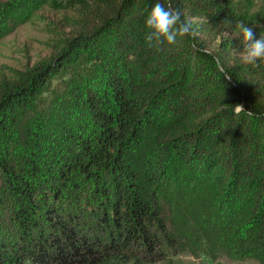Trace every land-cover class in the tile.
Wrapping results in <instances>:
<instances>
[{"label":"trees","instance_id":"trees-1","mask_svg":"<svg viewBox=\"0 0 264 264\" xmlns=\"http://www.w3.org/2000/svg\"><path fill=\"white\" fill-rule=\"evenodd\" d=\"M45 1L66 29L0 72V264H264V60L235 28L264 35V0H172L193 33L159 48L155 0Z\"/></svg>","mask_w":264,"mask_h":264},{"label":"rangeland","instance_id":"rangeland-1","mask_svg":"<svg viewBox=\"0 0 264 264\" xmlns=\"http://www.w3.org/2000/svg\"><path fill=\"white\" fill-rule=\"evenodd\" d=\"M5 2L7 0H0ZM51 5V2L26 1V7L11 8L3 23L10 32L0 37V72L7 75L45 56L57 26L66 29V20L75 13V6ZM83 65L86 63L81 62ZM194 264H255L252 259L231 260L223 254L212 258L205 252L178 255Z\"/></svg>","mask_w":264,"mask_h":264},{"label":"clouds","instance_id":"clouds-1","mask_svg":"<svg viewBox=\"0 0 264 264\" xmlns=\"http://www.w3.org/2000/svg\"><path fill=\"white\" fill-rule=\"evenodd\" d=\"M230 24V21H225ZM145 41L149 47L159 48L163 44L174 45L178 38L190 36L193 33L192 23L182 18L178 7L173 6L172 0H155L144 17ZM235 28L243 45L242 51H237L242 62L255 64L264 60V35L256 38L253 28L244 22H236ZM235 35V34H234ZM238 113L243 110L241 105L235 106Z\"/></svg>","mask_w":264,"mask_h":264}]
</instances>
